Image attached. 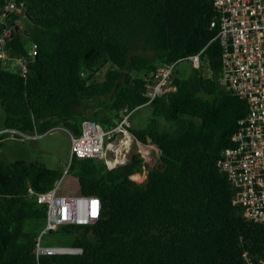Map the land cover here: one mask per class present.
Instances as JSON below:
<instances>
[{
    "label": "trees",
    "instance_id": "1",
    "mask_svg": "<svg viewBox=\"0 0 264 264\" xmlns=\"http://www.w3.org/2000/svg\"><path fill=\"white\" fill-rule=\"evenodd\" d=\"M17 1L26 4L28 21L23 33L11 31L6 48L25 57L31 43L38 49L27 79L0 61L5 129L42 135L62 125L79 135L85 120L113 127L123 109L146 105L147 77L159 66L199 53L201 66L187 79L174 77L176 91L149 104L155 118L174 124L172 132L160 131L156 119L132 131L138 141L159 147V168L137 155L113 171L96 158H72L64 173L38 162L9 163L0 155V264H247L246 253L260 264L264 227L244 217L219 168L248 104L219 88L222 50L218 28L211 27L213 0ZM5 9L6 0H0V16ZM16 18L8 15L0 27ZM103 68L104 78L93 80ZM106 97L93 118L78 111ZM58 181L59 196L99 197L101 217L41 237V246L46 235L67 244L44 248H76L80 254L38 255L47 206L29 189L44 194Z\"/></svg>",
    "mask_w": 264,
    "mask_h": 264
},
{
    "label": "built area",
    "instance_id": "2",
    "mask_svg": "<svg viewBox=\"0 0 264 264\" xmlns=\"http://www.w3.org/2000/svg\"><path fill=\"white\" fill-rule=\"evenodd\" d=\"M213 6L216 16L211 27L218 28L216 39L222 50L219 83L226 92L248 104L247 115L239 122L242 129L233 136L234 147L222 152L219 168L235 189V201L242 206L244 217L264 227V0H213ZM5 12V16H0L1 21H5L8 15L17 18L11 24L4 23L0 27L1 67L27 79L29 62L37 55L38 46L31 43L27 57L13 55L6 48L12 30L23 33L26 29L27 6L24 2L6 0ZM200 55L187 58L195 69L200 68ZM180 61L159 66L147 77L143 94L147 99L146 105L176 91L173 81ZM132 114L133 110L123 109L113 127H103L91 120L82 122L79 135L70 132L71 158H96L108 171H113L126 165L124 159L130 151L135 150L144 163L155 165L161 151L149 139L145 143L137 140L131 132ZM5 133H10L12 139L19 136L22 141L43 137L36 131L25 134L6 129ZM59 185L60 181L44 194H35L29 189L39 204L47 206L46 224L37 239L38 255L52 254L49 248L43 251V234L56 231L65 224L92 225L101 217L102 202L99 197L59 196ZM81 252V249H77L76 254ZM245 259L247 264H254L247 253ZM260 264H264V258Z\"/></svg>",
    "mask_w": 264,
    "mask_h": 264
},
{
    "label": "rangeland",
    "instance_id": "3",
    "mask_svg": "<svg viewBox=\"0 0 264 264\" xmlns=\"http://www.w3.org/2000/svg\"><path fill=\"white\" fill-rule=\"evenodd\" d=\"M145 53H148L154 60H156V55L153 52L147 51ZM106 69L107 68H103L98 71L93 75L92 79L102 80ZM193 73L194 68L192 63L189 60H181L177 64L175 77L184 80L189 78ZM202 73L207 77L212 75L207 64H203ZM219 88L220 90H223L222 86ZM109 99V97H106L90 101L87 103L88 108L81 107L78 111H80L82 115L93 118L95 112L101 110ZM105 114L101 113L99 117H102ZM153 119L158 121L160 131L172 132L174 130L173 123L167 122L162 117L155 118L152 107L150 105H143L133 110L130 120L131 132L144 129ZM4 120L5 112L0 102V155L4 160L9 163H15L18 161H24L26 163L38 162L44 164L48 168L59 170L64 173L66 172V169L69 167L72 160L70 131L65 129L62 125H59L52 133L47 132L46 134H42V138L22 141L19 136H15V138L12 139L10 138V133H5L6 129L4 128ZM134 155H136L135 150L130 151L124 161L129 163ZM139 176L143 177L141 181H145L147 174L141 173ZM48 245L58 246L67 244L52 242L49 236L46 235L43 237L42 246L46 247Z\"/></svg>",
    "mask_w": 264,
    "mask_h": 264
},
{
    "label": "water",
    "instance_id": "4",
    "mask_svg": "<svg viewBox=\"0 0 264 264\" xmlns=\"http://www.w3.org/2000/svg\"><path fill=\"white\" fill-rule=\"evenodd\" d=\"M161 165V162H157L155 164L156 168H159ZM69 167H67L66 171L68 170ZM51 250V253L52 254H76L77 253V249L76 248H49ZM57 249H68V250H71V251H68V252H55L54 250H57ZM47 248H44L43 251H46Z\"/></svg>",
    "mask_w": 264,
    "mask_h": 264
},
{
    "label": "bare ground",
    "instance_id": "5",
    "mask_svg": "<svg viewBox=\"0 0 264 264\" xmlns=\"http://www.w3.org/2000/svg\"><path fill=\"white\" fill-rule=\"evenodd\" d=\"M55 252H68V251H71V250H68V249H57V250H54Z\"/></svg>",
    "mask_w": 264,
    "mask_h": 264
}]
</instances>
